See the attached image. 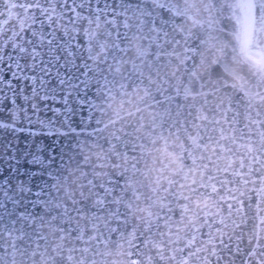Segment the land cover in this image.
Returning a JSON list of instances; mask_svg holds the SVG:
<instances>
[{"label":"water","instance_id":"1","mask_svg":"<svg viewBox=\"0 0 264 264\" xmlns=\"http://www.w3.org/2000/svg\"><path fill=\"white\" fill-rule=\"evenodd\" d=\"M254 4L0 0V264H264Z\"/></svg>","mask_w":264,"mask_h":264},{"label":"flooded vegetation","instance_id":"2","mask_svg":"<svg viewBox=\"0 0 264 264\" xmlns=\"http://www.w3.org/2000/svg\"><path fill=\"white\" fill-rule=\"evenodd\" d=\"M260 7H262L264 9V0H255L254 9L256 11H258V9ZM258 22H261L262 25L264 24V15L262 17H260V18H257V23ZM263 27H264V25H263ZM261 34L263 35V37H261L262 36ZM258 37H261V38L258 39ZM254 38H255V40H258L259 42L264 43V30L261 31V30H259L256 27ZM247 54L255 62H260L261 59H262V54L258 50H256V49L249 50Z\"/></svg>","mask_w":264,"mask_h":264},{"label":"snow or ice","instance_id":"3","mask_svg":"<svg viewBox=\"0 0 264 264\" xmlns=\"http://www.w3.org/2000/svg\"><path fill=\"white\" fill-rule=\"evenodd\" d=\"M9 75V78L11 79V80H13V79H15V77H12L11 76V73H9L8 74ZM0 81H2V77H0ZM47 83H51V81H47ZM7 87H11V83H8L7 85H6ZM41 86H43V83H42V85ZM6 102L9 104V105H11V104H13L14 102H15V97L13 96V98H6ZM55 103L56 104H59V103H61L59 100H57V101H55ZM0 107H2V105H0ZM35 111V110H34ZM45 114H47V111L45 112ZM51 123H55V121L53 120V121H51ZM29 135H32L33 133H35L36 135H39V136H48V135H52V136H54V135H56L54 132L53 133H48V132H46V131H40V132H36L35 130H32L31 129V126L29 125ZM14 130V129H13Z\"/></svg>","mask_w":264,"mask_h":264}]
</instances>
